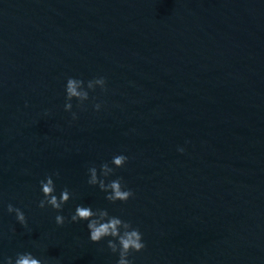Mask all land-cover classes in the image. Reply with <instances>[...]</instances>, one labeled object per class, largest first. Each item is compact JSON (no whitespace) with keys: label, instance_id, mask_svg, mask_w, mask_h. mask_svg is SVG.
I'll use <instances>...</instances> for the list:
<instances>
[{"label":"water","instance_id":"obj_1","mask_svg":"<svg viewBox=\"0 0 264 264\" xmlns=\"http://www.w3.org/2000/svg\"><path fill=\"white\" fill-rule=\"evenodd\" d=\"M70 77L107 91L65 111ZM93 166L134 196L109 202ZM81 205L139 228L133 264H264V0H0V264H117Z\"/></svg>","mask_w":264,"mask_h":264},{"label":"clouds","instance_id":"obj_2","mask_svg":"<svg viewBox=\"0 0 264 264\" xmlns=\"http://www.w3.org/2000/svg\"><path fill=\"white\" fill-rule=\"evenodd\" d=\"M99 86L102 91L106 89V79L104 77H98L87 82V89L94 91ZM85 90L84 81L68 78L66 83V103L64 105L65 111L71 112V101L75 98L79 103L78 107H83L84 102L89 99V91ZM96 111H99L101 104L96 103L94 105ZM72 119H77L76 113H72ZM178 151L183 153V148H178ZM128 157L125 155H116L113 157L111 164L114 167H110L108 163L100 165V176L107 178L114 173L115 168H121L127 163ZM90 178L88 184L98 185L101 191L108 193L105 197L109 202L116 203L120 201L126 203L130 198L134 196L131 189H128L126 184L123 183V178L118 177L108 183H105V179L98 177L97 168L95 166L88 169ZM58 175V173H56ZM43 193V199L39 201L38 207L41 209L46 206H50L57 212L62 210L64 204H66L71 198V193L65 188L59 198L54 194L55 186L51 176L46 178V181L40 182ZM9 213L15 212L18 222L26 227L27 221L24 213L21 209L13 207L9 204L7 207ZM65 217L62 215H56L55 222L58 226H62L65 223ZM71 222L88 221L87 228L90 232V241L93 243H99L106 237H111L108 240V248L113 254L119 253V259L117 264H133V261L128 257L133 252H141L145 249L146 245L143 242V234L139 228H134L128 221H124L116 216H109L106 209L92 210L91 207L77 206L74 214L71 215ZM6 264H13L12 258L6 259ZM14 264H42L40 259L34 258L31 253H19L15 259Z\"/></svg>","mask_w":264,"mask_h":264}]
</instances>
